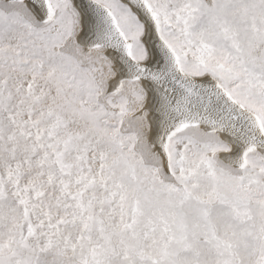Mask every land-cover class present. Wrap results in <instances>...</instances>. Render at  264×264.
Segmentation results:
<instances>
[{"label": "snow or ice", "instance_id": "1", "mask_svg": "<svg viewBox=\"0 0 264 264\" xmlns=\"http://www.w3.org/2000/svg\"><path fill=\"white\" fill-rule=\"evenodd\" d=\"M0 264H264V0H0Z\"/></svg>", "mask_w": 264, "mask_h": 264}]
</instances>
